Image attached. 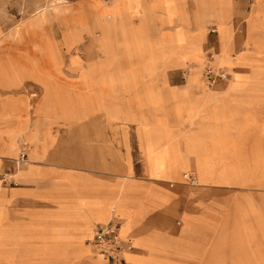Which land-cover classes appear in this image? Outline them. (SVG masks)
Returning <instances> with one entry per match:
<instances>
[{
    "label": "crops",
    "instance_id": "0c3cea01",
    "mask_svg": "<svg viewBox=\"0 0 264 264\" xmlns=\"http://www.w3.org/2000/svg\"><path fill=\"white\" fill-rule=\"evenodd\" d=\"M62 1L60 10L89 17L76 21L69 49L82 31L98 32L89 54L52 58L38 78L0 73V240L8 264H25L22 254L43 247L74 257L87 246L92 255L88 240L114 213L126 225L122 237L134 241L119 264H264V252H232L264 238V196L232 204L212 191L236 186L229 162L235 168L241 145L254 140L264 152V84L232 70L257 53L234 54L231 0H195L189 17L184 0ZM210 17L221 44L207 55L232 73L214 87L203 76ZM175 20L182 25L171 27ZM249 32L264 44L258 27ZM184 68L191 71L175 72ZM29 82L40 93L32 108ZM24 150L27 162L17 167ZM9 168L11 185L1 179ZM204 170L212 178L188 186L185 175Z\"/></svg>",
    "mask_w": 264,
    "mask_h": 264
},
{
    "label": "rangeland",
    "instance_id": "374dc122",
    "mask_svg": "<svg viewBox=\"0 0 264 264\" xmlns=\"http://www.w3.org/2000/svg\"><path fill=\"white\" fill-rule=\"evenodd\" d=\"M109 4L112 0H99ZM188 5L187 13L183 15H193L196 9L195 0H184ZM60 5L66 3L62 0H0V73L14 72L27 73L28 77L38 78L41 74L47 72L49 63L52 58L60 59L62 57L83 56L89 54L86 52L90 40H95L99 35L95 31L94 34L82 31L83 41L76 43L71 49L67 47V40L69 34L73 32L76 21L86 19L89 22V17L83 15V12L78 14H68L66 10H60ZM43 19L33 21L36 15L44 13ZM231 25L234 30V54L241 51L256 52L255 60L252 64H242L238 68H233L245 76H252L257 78V81L264 84V44L258 43L256 40L249 38V29L251 24L255 25L262 31L264 35V0H231ZM207 28L206 39L202 44L204 50V62L206 60L207 51L215 48L220 52V41L217 39L219 30L216 17H210ZM176 23L171 24V27H176ZM93 22V21H90ZM191 24V23H190ZM185 26V25H184ZM195 26V25H194ZM195 28V27H194ZM216 28V33H210V29ZM91 35V36H90ZM220 39V38H219ZM12 58L11 64L3 63L6 58ZM187 67V66H186ZM189 67V66H188ZM230 72V79L232 73L228 67H222ZM191 68H184L175 70L177 73H182ZM178 81V80H177ZM26 88V89H25ZM24 91L28 94L30 101H28L29 108L34 106L35 100L39 97V91L28 83ZM254 98V96H252ZM258 98V97H255ZM258 140V138H257ZM231 157L234 155L231 154ZM230 169L235 172L234 182L235 187L227 190L212 189L213 192H220L223 199L230 200L232 204L237 202H244L249 205H254L252 201L263 198L264 191L261 193L256 189L264 188V152L262 147L254 140L241 145L240 151L236 156L234 162L235 168H232V162H229ZM227 171V169H224ZM207 173V174H206ZM193 175V174H192ZM212 176L204 170L201 175H193L192 179H196V183H204L211 179ZM228 177H220L222 181H226ZM188 186L192 189L197 188L196 184H191L188 179ZM183 197V196H182ZM185 204L191 205V201L195 197H183ZM236 210L237 207L233 206ZM239 211H253L254 207L242 206L238 208ZM176 217V221L180 220ZM52 244L55 245V240ZM44 244V243H42ZM45 245V244H44ZM85 248H88L87 246ZM10 249L6 248L4 241L0 240V264H8L11 256L8 255ZM45 251L48 258L39 256L43 264H51L50 260H58V264H70L74 262L79 256H68L55 254V250L49 251L43 247L36 251ZM264 252V238L261 240H250V244L244 249H233L235 254L251 252ZM7 252V253H6ZM33 253V252H30ZM86 254L84 253L83 256ZM45 256V255H44ZM82 256V257H83ZM37 257V256H36ZM43 257V258H42ZM32 255H23L19 257V261L25 264H36L37 260L32 259ZM96 258L88 254L82 258L80 264H98Z\"/></svg>",
    "mask_w": 264,
    "mask_h": 264
},
{
    "label": "built area",
    "instance_id": "2783aa9c",
    "mask_svg": "<svg viewBox=\"0 0 264 264\" xmlns=\"http://www.w3.org/2000/svg\"><path fill=\"white\" fill-rule=\"evenodd\" d=\"M209 32L216 33L217 29L212 28ZM215 58L216 54L214 52L209 53L203 69V76L210 87L216 86L221 80L229 79L226 69L222 67L217 68L213 64ZM25 151L13 160L17 167L27 162ZM185 176L191 180L190 183L192 185L196 184V179H192V174L187 173ZM1 179L5 184H15L11 168L1 174ZM123 225L124 220L114 213L109 221L98 224L95 227L92 237L88 240V245L91 247L92 255L97 259L98 264H119L126 254L133 251V239H124L121 235Z\"/></svg>",
    "mask_w": 264,
    "mask_h": 264
},
{
    "label": "bare ground",
    "instance_id": "6f19581e",
    "mask_svg": "<svg viewBox=\"0 0 264 264\" xmlns=\"http://www.w3.org/2000/svg\"><path fill=\"white\" fill-rule=\"evenodd\" d=\"M44 13H45V12H44ZM35 17H36V16H35ZM125 20H126V19H125ZM125 227H126V225L124 224L123 227H122V230H123ZM89 250H90L89 248H84V249H83V251H84L83 253H85V254L87 255L88 252H89ZM30 254H32V256H33L32 259H35V260H36V256H41V255H42L44 258H48V256H46L47 253H46L45 251H43V250H42V251H36V252L30 253ZM44 255H45V256H44ZM43 257H42V258H43Z\"/></svg>",
    "mask_w": 264,
    "mask_h": 264
}]
</instances>
